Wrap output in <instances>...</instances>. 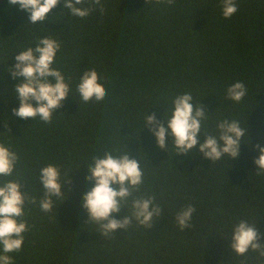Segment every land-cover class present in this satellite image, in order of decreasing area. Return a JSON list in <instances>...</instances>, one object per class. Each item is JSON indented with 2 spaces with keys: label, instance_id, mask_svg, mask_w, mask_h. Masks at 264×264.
Wrapping results in <instances>:
<instances>
[{
  "label": "trees",
  "instance_id": "trees-1",
  "mask_svg": "<svg viewBox=\"0 0 264 264\" xmlns=\"http://www.w3.org/2000/svg\"><path fill=\"white\" fill-rule=\"evenodd\" d=\"M238 11L228 19L221 0H176L173 6L154 0H103L85 18L71 17L63 0L45 21L33 24L19 5L0 6V143L17 152L13 177L22 179L24 217L29 231L14 264H257L249 250L237 256L230 247L233 225L241 219L264 233V176L256 175L253 145L264 146V0H236ZM51 37L61 48L54 67L70 83V95L56 109L52 122L21 119L14 92L18 79L6 70L15 55ZM95 69L106 90L103 101L85 103L77 92L85 70ZM241 81L247 94L239 103L226 89ZM190 93L209 114L203 128L217 134L219 120L236 119L248 129L240 155L212 162L198 147L175 154L144 125L146 115L161 123L176 95ZM34 106H35V102ZM199 142L205 140L198 134ZM128 150L140 160L143 185L134 196L149 195L162 208L150 229L133 222L104 237L88 222L81 197L93 184L86 167L104 151ZM53 164L69 182L67 199L56 200L51 212L39 207L43 189L39 170ZM26 181V182H25ZM191 204V227L180 230L176 213ZM127 213L115 214L121 219ZM259 243L264 244V237Z\"/></svg>",
  "mask_w": 264,
  "mask_h": 264
},
{
  "label": "clouds",
  "instance_id": "clouds-1",
  "mask_svg": "<svg viewBox=\"0 0 264 264\" xmlns=\"http://www.w3.org/2000/svg\"><path fill=\"white\" fill-rule=\"evenodd\" d=\"M10 5H19L20 10L29 14V22L42 23L48 13L60 4L61 0H8ZM156 4L173 6L176 0H154ZM222 15L231 18L237 11L236 0H221ZM64 8L71 11V17L85 18L93 11H104L103 0H63ZM61 44L51 37L38 40L35 47H28L17 52L15 63L6 70L13 79L19 82L14 92L19 100V107L13 108L15 117L32 118L45 123H51L56 109L62 107V102L70 95V83L61 70L54 67L55 58ZM95 69L83 72L77 84V92L85 103L103 101L106 96L105 87ZM247 94V88L237 81L226 89V98L239 103ZM35 102V106L34 103ZM209 114L203 105L194 103L190 93L176 95L172 100L170 114L161 123L155 114L146 115L144 125L156 138L157 146L166 149V137L171 139L175 154H188L198 147L204 158L212 162L219 161L224 156L237 159L240 155V145L244 137H248V129L236 119L219 120L216 125L217 134H211L203 128ZM198 134H204L205 140L199 142ZM257 152L253 163L257 166L256 175L264 176V146H252ZM20 157L4 143H0V177H13ZM89 173L86 181L93 187L81 197L88 222L98 226V231L104 237H111L117 229L127 230L133 222L137 226L150 229L154 222L162 216V208L156 203L154 196H134L143 185V169L140 160L131 158L128 150L119 154L104 151L102 156H94L91 163L84 165ZM22 179H8L0 183V264H14L10 253L19 252L24 243V233L29 231L27 220L24 219L27 210L24 208L28 199L35 205L36 198L25 196L21 192ZM26 182V181H25ZM39 182L43 196L39 207L48 213L54 208L55 201L67 199L62 191L69 182V172L62 178L61 169L48 164L39 170ZM122 209L127 213L121 219H116ZM196 209L188 204L181 208L175 216L180 230L191 227V220ZM256 224L246 219L233 225L230 247L237 256H244L251 250L256 253L257 264H264V244L258 241L264 237Z\"/></svg>",
  "mask_w": 264,
  "mask_h": 264
},
{
  "label": "water",
  "instance_id": "water-1",
  "mask_svg": "<svg viewBox=\"0 0 264 264\" xmlns=\"http://www.w3.org/2000/svg\"><path fill=\"white\" fill-rule=\"evenodd\" d=\"M3 1H4V0H0V6H1V4L3 3Z\"/></svg>",
  "mask_w": 264,
  "mask_h": 264
}]
</instances>
